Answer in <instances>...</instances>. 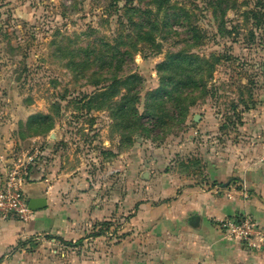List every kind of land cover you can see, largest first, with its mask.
<instances>
[{"label": "rangeland", "instance_id": "374dc122", "mask_svg": "<svg viewBox=\"0 0 264 264\" xmlns=\"http://www.w3.org/2000/svg\"><path fill=\"white\" fill-rule=\"evenodd\" d=\"M147 1L11 0L0 4V121L16 127L14 134L20 140L14 155L18 159L34 156V162L42 151L53 156L55 142L66 163L63 168L83 166L90 171L88 164L97 162L92 160L101 146L103 128H107L106 137L121 140L119 147L125 152L131 150L142 160L163 156L166 167L200 181L205 179L210 157L229 159L249 147L264 151V0H226L220 30L202 0H194L197 7L188 0H170L171 6L188 11L184 24L196 32L190 42L194 47H182L187 37L168 31L165 40L157 39L159 53L136 52L130 68L142 77L136 105L142 111L150 104L147 94L159 85L157 65L174 50L173 41L200 59L206 76L181 121L175 117L160 129L143 117L140 121L152 129L149 137L141 131L130 137L121 128L122 137L106 111L89 109L88 96L99 87L87 84L97 78L92 68L93 58L101 54L99 42L112 43L117 31L124 33L118 14L125 5L145 8ZM156 106L168 108L163 103ZM37 114L52 117L49 130H45L48 123H26Z\"/></svg>", "mask_w": 264, "mask_h": 264}, {"label": "crops", "instance_id": "0c3cea01", "mask_svg": "<svg viewBox=\"0 0 264 264\" xmlns=\"http://www.w3.org/2000/svg\"><path fill=\"white\" fill-rule=\"evenodd\" d=\"M15 130L0 121V178L18 159ZM104 132L90 171L63 168L55 142L53 156L41 150L23 190L45 204L26 221L0 217V264H264L220 225L238 215L264 227V151L210 157L200 181Z\"/></svg>", "mask_w": 264, "mask_h": 264}, {"label": "trees", "instance_id": "16d2710c", "mask_svg": "<svg viewBox=\"0 0 264 264\" xmlns=\"http://www.w3.org/2000/svg\"><path fill=\"white\" fill-rule=\"evenodd\" d=\"M202 1L203 4L206 3L205 9L212 10L217 30L222 29L220 19L227 10L226 0H217L221 3L214 0ZM188 2L193 7H197L194 0ZM220 4H222L221 10L218 8ZM149 5H153L154 8L148 7ZM188 16V11L183 7L171 6L170 0H148L145 8L136 7L134 4L129 7L125 5L118 14V25L123 27L124 33L117 31L112 43L108 40L99 42L101 54L98 58L97 55L93 58L94 68H92L94 71L92 73L96 74L97 78L87 81V84L99 87L89 94L88 101L91 104L87 102V106L93 111H106L113 128L118 129L122 137L125 132L132 137L140 131L149 137L152 129L145 127L140 121L143 117L153 120L154 127L160 129L170 125L175 117L181 121L186 115L187 105L194 100L198 87L203 85L202 76L205 73L201 68L200 59L187 54L189 51L182 48H193L194 43L190 42L196 38V32L189 29L188 24H184ZM123 21L125 24L122 23ZM168 31L183 33L188 40H184L182 47L178 41H173L174 50L170 51L166 60L158 63L159 85L147 94L150 104L145 110L140 111L136 105L141 98L142 77L130 68L133 55L145 50L150 54L159 53L161 46L157 39L165 40ZM96 58L97 64H95ZM155 102L157 104L154 105ZM158 103H163L168 108L156 109ZM157 111L161 112V115H158ZM149 120L147 122H150ZM30 122L48 123L45 130H49L53 119L49 114H37L27 119L26 123ZM121 128L124 129V133ZM131 142L132 140H129L127 144L129 147Z\"/></svg>", "mask_w": 264, "mask_h": 264}, {"label": "built area", "instance_id": "2783aa9c", "mask_svg": "<svg viewBox=\"0 0 264 264\" xmlns=\"http://www.w3.org/2000/svg\"><path fill=\"white\" fill-rule=\"evenodd\" d=\"M35 152L34 155H36ZM34 156L12 161L3 176L0 178V217L3 219L15 218L26 221L30 209L23 186L29 179ZM241 193L246 197V191ZM220 225L225 231L244 242L247 247L264 254V227L257 225L246 216H231Z\"/></svg>", "mask_w": 264, "mask_h": 264}, {"label": "water", "instance_id": "95a60500", "mask_svg": "<svg viewBox=\"0 0 264 264\" xmlns=\"http://www.w3.org/2000/svg\"><path fill=\"white\" fill-rule=\"evenodd\" d=\"M194 119H197V116H194ZM44 199L40 198V199H36V200H30L28 203V208L30 210H35V209H39L41 207L44 206Z\"/></svg>", "mask_w": 264, "mask_h": 264}]
</instances>
